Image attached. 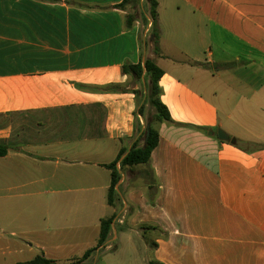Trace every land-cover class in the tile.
I'll use <instances>...</instances> for the list:
<instances>
[{"label":"crops","instance_id":"obj_1","mask_svg":"<svg viewBox=\"0 0 264 264\" xmlns=\"http://www.w3.org/2000/svg\"><path fill=\"white\" fill-rule=\"evenodd\" d=\"M123 1L0 0V264H75L113 216L107 243L117 225L142 236L143 258L128 237L135 262L264 264V0H156L160 56L149 0L117 8ZM147 59L164 71L171 121H154L149 104L136 115L150 81L123 66ZM149 122L156 185L146 166L124 168L122 206L112 207L106 165Z\"/></svg>","mask_w":264,"mask_h":264},{"label":"trees","instance_id":"obj_2","mask_svg":"<svg viewBox=\"0 0 264 264\" xmlns=\"http://www.w3.org/2000/svg\"><path fill=\"white\" fill-rule=\"evenodd\" d=\"M49 1V0H46ZM141 0H124L122 4L118 5L117 8L125 9L130 7L131 9H136L140 6ZM149 14L153 21L152 34L154 35V52L157 56L161 55L159 48L160 33L158 27L156 26L158 20V8L159 4L156 0H149ZM135 21V15H129L128 24L132 25ZM146 71V80L150 81L145 95L140 97V92H137L138 99V109L136 115L144 116L146 105L149 104L155 108L156 114L153 117L154 121L164 122L171 121V115L167 107L161 101L162 89L160 88V80L164 74V71L156 64L154 59H147L144 64L140 63L138 65H124L123 72L127 75L135 76L137 79H142L143 73ZM150 124V135L147 138V128L140 135L139 140L134 144L130 152L124 157L126 151H122L118 159L110 164L106 165L111 171V186L108 192V204L112 207L122 206V197L119 184L122 180V171L124 168H135L137 166H146L147 170L143 172V178L146 179L149 185L155 186L156 180L154 179L153 172L151 169V156L155 148L159 143V132L156 130L152 123ZM144 141V146H140V143ZM239 146V145H237ZM7 154V147L0 145V157ZM121 203V204H120ZM116 216L103 219L101 221V232L98 244L95 248L89 250L82 259L77 261L80 264L86 261L94 252L99 251L107 244L110 234L113 231V226L115 223ZM75 263V264H76ZM24 264H59L53 260L47 259L44 256H37L34 260L24 263Z\"/></svg>","mask_w":264,"mask_h":264},{"label":"rangeland","instance_id":"obj_3","mask_svg":"<svg viewBox=\"0 0 264 264\" xmlns=\"http://www.w3.org/2000/svg\"><path fill=\"white\" fill-rule=\"evenodd\" d=\"M216 84H219V82L216 81ZM235 95L238 94H236V92H231L229 94L230 100L232 101V106L236 105L235 116H237V120L240 123H242L246 129H252L253 125H252L251 117L249 116L244 118L249 114L251 110L247 109L246 107L247 103H245L244 101L238 102L237 100L238 97L235 99ZM249 107H251V105H249ZM148 118H149L148 120H151V116H149ZM255 126L256 128L260 126V128L264 129V122L261 123L259 126L258 125ZM246 145L248 147H251L250 148L251 151L260 152L259 149L255 147V144L246 143ZM122 228H123L122 226L117 225V230L119 235L118 240L107 243L105 247L93 253L94 257L97 258V260L99 261L96 264H146L142 260H140L139 262L134 261L136 257L133 255L130 246L132 244H135V247L137 248V252L140 258H143L144 255H143V247H142V236L139 235L138 233L130 231L127 228H123V229ZM128 237L131 238L132 244L129 242ZM86 241L96 242V239L95 237H93V235H88ZM110 245H112V247L108 248V246ZM148 257L152 258L153 257L152 253L148 254ZM93 263L94 261L91 260L89 264H93Z\"/></svg>","mask_w":264,"mask_h":264},{"label":"water","instance_id":"obj_4","mask_svg":"<svg viewBox=\"0 0 264 264\" xmlns=\"http://www.w3.org/2000/svg\"><path fill=\"white\" fill-rule=\"evenodd\" d=\"M150 135V125L147 126V138ZM218 137L223 142H230L233 145L237 144V140L235 138H231L223 129H218Z\"/></svg>","mask_w":264,"mask_h":264}]
</instances>
